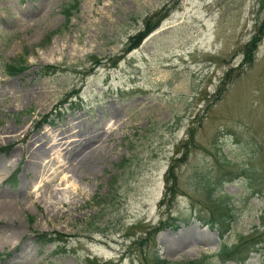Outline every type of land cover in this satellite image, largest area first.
I'll use <instances>...</instances> for the list:
<instances>
[{
	"label": "rangeland",
	"instance_id": "obj_1",
	"mask_svg": "<svg viewBox=\"0 0 264 264\" xmlns=\"http://www.w3.org/2000/svg\"><path fill=\"white\" fill-rule=\"evenodd\" d=\"M70 1L0 0V207H17L0 211V264H264V0H79L67 20ZM146 16L163 20L125 53ZM169 209L177 227L155 232ZM212 209L222 238L199 219ZM248 237L243 262L216 259Z\"/></svg>",
	"mask_w": 264,
	"mask_h": 264
},
{
	"label": "trees",
	"instance_id": "obj_2",
	"mask_svg": "<svg viewBox=\"0 0 264 264\" xmlns=\"http://www.w3.org/2000/svg\"><path fill=\"white\" fill-rule=\"evenodd\" d=\"M79 5V0H71L70 2L65 3L62 6V11L65 13L67 20H69L71 14H72V7L77 8ZM262 5H264V2H262ZM164 16V15H163ZM163 16H158L156 17V19L153 20V23L150 24V17L151 16H146L144 19L145 22V27L143 30H138L136 34L130 35V37H128V42L126 47L124 48V52L127 53V51H130L133 48L138 47L139 44H141L143 42V38L145 36L148 35V33L152 30H155V28L158 27V25L162 22L163 20ZM154 17V16H153ZM259 26L262 29L264 27V16L261 19V21L259 22ZM56 32V31H54ZM50 33L47 37L46 40H50L53 33ZM261 33V32H260ZM260 33L259 35H256L254 37V40L252 41V45L251 48L248 50L246 49L245 52V58H251V55L253 53V49L257 43V41L260 39ZM123 56H125V54H123ZM122 57V55H119L117 57L114 58L112 64H114L115 66L118 64V60ZM93 60L95 58V56H92ZM91 59V58H89ZM47 70L43 69L44 72H48V70H53L55 69V65L54 64H47L46 65ZM5 68L7 70V72L10 74H15L21 70H24L27 68L26 64H25V59L21 58V59H13L7 63H5ZM227 72V71H226ZM79 90L75 89L73 90V92H70V94H68V98H63V103H59V105L55 106L54 109H51L48 112H44V114L41 115V119L40 122H38L40 125H43L44 123H48V124H55L56 121H59L60 118L63 116V113L65 112V110L67 109V106L65 105V102H69V105H73L74 104V99L72 96H74ZM75 107V106H73ZM190 132V131H189ZM190 139V140H189ZM187 138L185 140V142H189L191 141L192 138ZM186 148H184V150L182 151V153L179 156H175L172 159V162L169 164V166L167 167V174H166V179L168 181V184L166 183V192H165V196L164 198L161 200L162 203L166 204L165 200H170L172 201V199L174 198V196H176L177 194V189H176V184L174 183L178 178L176 177V172H175V167L176 165L183 161L184 159H186V155L188 153V143H186ZM174 179L173 183H169L170 181H172V179ZM214 192V190L210 187L209 191H208V195H212ZM170 193L169 196L171 197H166V195ZM220 204V203H219ZM170 211V218L171 219H161L159 221V223L157 224L156 228H155V232H157V230L159 228H163L166 227L167 225H170L172 227H177V222H175L177 216H175L174 211H172L171 209H169ZM173 212V213H172ZM215 210H211V215L208 218H205L203 215H199V219L202 220L203 223L205 224H211L212 227H217V230H219V236L222 238L223 234L227 231V227L228 225L230 226L231 223V219H229L228 217H221V216H216ZM41 238L42 240L48 241L50 242L51 240L56 241L60 239V235L57 234L56 231H49V232H42L39 235H37L36 238ZM259 240H252L251 237L246 238L243 242H239L237 244L234 245H228L226 243V241H223L221 246L219 247V250L217 251L216 255V259L221 260L222 262L225 260H235L236 262H243L245 259H247L251 252L254 251V249L257 247L255 246V244L259 243ZM153 258L154 261L151 262V264H216L214 262H207L205 261L204 257H200V258H192L190 260L187 261H176V262H172V261H167V259L159 256V254H157L156 252L153 253ZM141 264V263H140ZM143 264V263H142ZM145 264V263H144ZM149 264V263H148Z\"/></svg>",
	"mask_w": 264,
	"mask_h": 264
},
{
	"label": "bare ground",
	"instance_id": "obj_3",
	"mask_svg": "<svg viewBox=\"0 0 264 264\" xmlns=\"http://www.w3.org/2000/svg\"><path fill=\"white\" fill-rule=\"evenodd\" d=\"M41 151V150H40ZM36 158H39L40 157V154H36L35 155ZM1 202V201H0ZM4 204V203H3ZM0 211H2L3 213H9V214H16V211H17V207H15L13 204L9 203V202H5L4 205H2L0 207ZM1 213V212H0ZM11 216V217H12Z\"/></svg>",
	"mask_w": 264,
	"mask_h": 264
}]
</instances>
